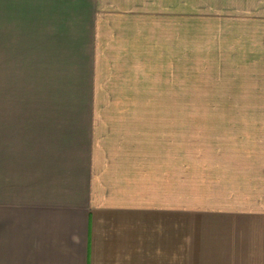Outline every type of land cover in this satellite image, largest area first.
Returning a JSON list of instances; mask_svg holds the SVG:
<instances>
[{
	"label": "crops",
	"instance_id": "1",
	"mask_svg": "<svg viewBox=\"0 0 264 264\" xmlns=\"http://www.w3.org/2000/svg\"><path fill=\"white\" fill-rule=\"evenodd\" d=\"M22 1L44 25L78 17L83 32L46 43L54 62L46 52L43 82L27 94L36 103L0 93V264H264V119L223 120L219 149L193 153L177 119L164 138L147 121L109 118L116 105L92 102L106 71L97 49L118 55L109 64L142 65L162 14L142 11L149 0ZM197 1L195 56L206 78L210 63L212 88L264 96V0Z\"/></svg>",
	"mask_w": 264,
	"mask_h": 264
},
{
	"label": "rangeland",
	"instance_id": "2",
	"mask_svg": "<svg viewBox=\"0 0 264 264\" xmlns=\"http://www.w3.org/2000/svg\"><path fill=\"white\" fill-rule=\"evenodd\" d=\"M22 3V0H0V93L9 94L15 89L17 93L13 98L16 102L36 103L38 97L30 98L27 94L30 87L38 88L43 82L46 52L50 55L47 58L49 62H54L53 53H50L51 48L46 46V43L51 45L55 38L61 42L68 41L67 34L72 30L74 32L72 34L76 37L77 31L74 28L79 27L82 31V25H79L80 21L76 16L77 25L72 24L73 18L71 21L64 18L68 24L59 26L61 22L55 24L51 22L46 26L42 23L44 17L30 16L28 8H25ZM198 5L197 0H149L148 9L141 5L142 11L152 14L157 9L156 13L162 14L165 27L161 32H155L159 38L156 43L150 45L148 54L142 56L144 62L142 65L140 63L109 64L108 58H116L118 55L110 54L108 48L101 49V52L97 49L99 59L105 62L106 71L102 73L111 74L112 78L103 79L104 76L101 73L100 86L97 83L98 88L95 89L97 95L92 97V102L96 105H116V110L108 114L109 118L147 121L150 126H154V135L164 138H171L172 122L176 119L181 121L182 148L186 147L187 151L191 150L193 153L202 151L203 145L207 143H212V146L219 149V132L223 120L264 119V111L219 110H224L229 105L255 107L264 104V96L251 95L253 89L248 86L238 89L241 92L238 95L234 94L237 89L224 84V88H212L214 81L210 79V63L209 76L206 78L204 57L202 56L201 61L195 56L199 55L197 45L204 38V17L200 16L198 11L196 15ZM150 29V36H155L152 34L155 27L150 26ZM172 34L175 35L173 46ZM192 45L194 56L191 54ZM91 47L88 41L78 50L88 51L92 49ZM91 52L89 51L90 56ZM201 52L203 54L204 50ZM76 76L79 77L78 74ZM141 77L143 80L140 79ZM68 79L71 78H65L63 81L66 82ZM240 83L249 84L248 81H240ZM218 92H224V94H218ZM54 95L49 96L48 102L58 103ZM68 98L69 95L66 99ZM119 105L126 106L121 108ZM217 105L223 106L220 108ZM123 109H132V111ZM208 130L213 131L214 135L206 139ZM194 144H199L200 148L196 149ZM190 145L194 146L191 148Z\"/></svg>",
	"mask_w": 264,
	"mask_h": 264
}]
</instances>
